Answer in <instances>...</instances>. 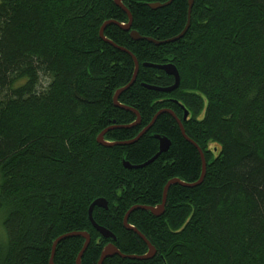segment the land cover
<instances>
[{"label":"trees","instance_id":"16d2710c","mask_svg":"<svg viewBox=\"0 0 264 264\" xmlns=\"http://www.w3.org/2000/svg\"><path fill=\"white\" fill-rule=\"evenodd\" d=\"M123 0L133 15L134 40L116 24L105 36L139 61L135 83L121 104L139 111L141 122L110 130L105 139L134 140L105 146L98 136L130 125L134 112L117 107L116 91L135 73L132 56L100 35L105 22L127 24L115 0L0 1V207L6 210L0 264H50L54 242L72 232H89L83 264H98L106 244L123 254L144 255L145 241L124 225L135 206L162 203V216L136 209L129 223L156 247L149 260L108 257L103 264H264V0ZM174 64L181 81L146 64ZM43 83L45 85L43 86ZM40 88V89H39ZM164 111L162 113H159ZM170 111V112H165ZM189 115L184 120L185 112ZM115 122V123H114ZM156 135L171 141L159 151ZM93 217L116 240L93 226ZM85 239H62L55 264H77Z\"/></svg>","mask_w":264,"mask_h":264},{"label":"water","instance_id":"95a60500","mask_svg":"<svg viewBox=\"0 0 264 264\" xmlns=\"http://www.w3.org/2000/svg\"><path fill=\"white\" fill-rule=\"evenodd\" d=\"M173 0H169L168 2L166 3H151L149 4L152 8H160V7H164L166 5H169L172 3ZM115 3L121 7L129 16V22L127 24H124V23H120L118 21H113V20H110V21H107L104 23V25L102 26L101 30H100V35L101 37L108 43H110L111 45L115 46L116 48H119L127 53H129L134 62H135V65H136V70H135V73H134V76H133V79L132 81L126 85L125 87H122L120 89H118L114 95V103L117 107H120V108H123L125 110H128V111H132L136 114L137 116V120L130 124V125H115L114 126H111L107 129H105L103 132H101L98 136V142L101 143L102 145H105V146H114V145H130V144H133L137 141H139V139L145 134L147 133L150 128L154 125L155 121L157 120V117L159 116V114H157L154 119L152 120V122L144 128V130H142L140 132V134L132 141H125V142H113V141H109V140H106L105 139V136L106 134L110 131V130H113V129H117V128H131V127H135L137 125L140 124L141 122V115L139 113V111H137L136 109L132 108V107H129V106H126L124 104H121L120 101H119V98L121 96V94L126 91L127 89H129L136 81V78H137V75H138V71H139V61L137 59V57L129 50L123 48V47H120L118 46L117 44H115L113 41L109 40L107 37H105V28L107 27V25L109 24H116L118 26H120L122 29L126 30V31H131L132 29V23H133V15L132 13L130 12V10L123 4V0H115ZM193 4H194V0H189V19H188V24L185 28V30L178 36L176 37L175 39H179L181 37H183L186 32L188 31L189 27H190V21H191V12H192V7H193ZM130 35L131 37L134 39V40H142V39H146L148 41H151V42H154V43H165V42H169V41H172L171 39L170 40H165V41H158L156 39H153L151 37H145V36H142L138 31L136 30H132L130 32ZM148 66H153V67H156V68H159V69H163L165 70L168 74L170 75H173L175 77V83L172 85V86H168V87H158V86H148L149 88L151 89H155V90H158V91H161V92H171L175 89H177L180 85V81H181V77H180V73H179V70L177 68V66H175L174 64H167V65H156V64H146ZM164 111H161L159 113H162ZM165 112H170V111H165ZM188 111L185 112V116H184V119L186 120L188 118ZM179 122V125L181 127V131H182V134L183 136L190 142H192L199 150L200 154H201V158H202V174L200 176V179L196 182H187V181H184L180 178H173L171 179L167 185L165 186L164 188V192H163V200H162V203L157 205V206H135V207H132L128 213L126 214L125 218H124V225L127 229L129 230H133L134 232H136L144 241L145 243L147 244L148 248H149V251L144 254V255H127V254H123L119 248L114 244V243H110L108 246H106L101 254V257H100V260H99V263L98 264H103L105 259L108 258V257H112V256H115V255H119L123 258H130V259H137V260H149V259H152L156 253H157V249L156 247L147 239V237L145 235H143V233L135 226L131 225L129 223V216L130 214L136 210V209H144V210H147V211H150L151 213H153L154 215L156 216H162L166 210V204H167V199H168V193H169V190L171 188L172 185H175V184H180L182 186H186V187H195V186H198L200 185L203 181H204V178L206 176V173H207V160H206V157H205V153L204 151L202 150V148L195 142L193 141V139H191L187 133H186V130L182 124V122L180 120H178ZM156 138L159 139L160 141V148H159V151L158 153L153 157L151 158L149 161L145 162L144 164H141V165H131L129 164V162H126L125 161V165L126 167L128 168H142V167H145L147 166L148 164L152 163L155 159H157L163 152H166L169 150L170 146H171V141L168 140L167 138L165 137H162L160 135H156ZM98 205V206H104V207H107V201L104 200V199H98L96 200L90 207V210H89V217L93 223V225L95 226V228L106 238H113L114 240H116V235L114 233H112L111 231H109L107 228L103 227V226H100L98 225L95 220H94V217H93V208ZM83 236L85 237L86 239V243L85 245L83 246V249L82 251L80 252L78 258H77V264H83L82 263V256L84 254V252L86 251V249L88 248L89 244H90V235L86 232H72V233H69V234H66L60 238H58L55 242H54V245H53V251H52V256H51V259H50V264H55L54 263V256H55V251H56V247L58 245V243L66 238V237H71V236Z\"/></svg>","mask_w":264,"mask_h":264},{"label":"rangeland","instance_id":"374dc122","mask_svg":"<svg viewBox=\"0 0 264 264\" xmlns=\"http://www.w3.org/2000/svg\"><path fill=\"white\" fill-rule=\"evenodd\" d=\"M1 1V0H0ZM45 85V83H43V86ZM40 89V88H39ZM171 114H173V116L175 117L176 121L178 122V118L177 116L171 112ZM179 124V122H178ZM158 153V152H157ZM90 210V209H89ZM5 213H6V210L3 209L2 207H0V245H1V242H5L6 240V237H7V233H6V230H5V227H4V219H5ZM126 216V215H125ZM93 224V223H92ZM94 226V225H93ZM109 230V229H108ZM98 231V230H97ZM110 231V230H109ZM86 233H88L90 235L89 232L85 231ZM101 234V233H100ZM144 235V234H143ZM83 237V236H82ZM85 239V237H83ZM90 238H91V235H90ZM113 239V238H111ZM114 240V239H113ZM91 242V240H90ZM86 243V239H85V242H84V245ZM109 243H113V242H109ZM108 243V244H109ZM106 244V245H108ZM83 245V246H84ZM90 245V244H89ZM89 247V246H88ZM106 247V246H105ZM104 247V248H105ZM83 249V248H82ZM87 250V249H86ZM82 251V250H81ZM80 254V253H79Z\"/></svg>","mask_w":264,"mask_h":264},{"label":"bare ground","instance_id":"6f19581e","mask_svg":"<svg viewBox=\"0 0 264 264\" xmlns=\"http://www.w3.org/2000/svg\"><path fill=\"white\" fill-rule=\"evenodd\" d=\"M106 37V36H105ZM169 64H171V63H169ZM163 65H167V64H163ZM135 70H136V65H135ZM165 71V70H164ZM159 87V86H158ZM185 116V115H184ZM178 118V117H177ZM178 120H180L181 122H182V120L181 119H179L178 118ZM185 120V119H184ZM182 124H183V122H182ZM184 126V125H183ZM181 128V127H180ZM144 130V129H143ZM161 136V135H160ZM162 137H165V136H162ZM165 138H167V137H165ZM168 139V138H167ZM159 140V139H158ZM169 140V139H168ZM160 142V141H159ZM159 148H160V145H159ZM102 199V198H101ZM105 200V199H104ZM163 200V199H162ZM94 203V202H93ZM91 207V206H90ZM155 207V206H154ZM99 225V224H98ZM95 227V226H94ZM99 232V231H98ZM100 233V232H99ZM80 236V235H79ZM106 238V237H105ZM90 240H91V238H90ZM110 244V243H109ZM108 244V245H109ZM108 245H106V246H108ZM104 250V249H103ZM103 252V251H102ZM99 263V262H98Z\"/></svg>","mask_w":264,"mask_h":264}]
</instances>
